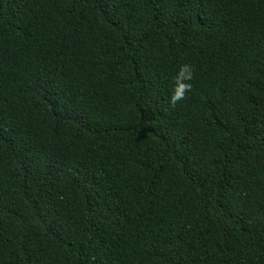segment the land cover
Listing matches in <instances>:
<instances>
[{
	"label": "trees",
	"instance_id": "trees-1",
	"mask_svg": "<svg viewBox=\"0 0 264 264\" xmlns=\"http://www.w3.org/2000/svg\"><path fill=\"white\" fill-rule=\"evenodd\" d=\"M0 264H264V0H0Z\"/></svg>",
	"mask_w": 264,
	"mask_h": 264
},
{
	"label": "clouds",
	"instance_id": "clouds-1",
	"mask_svg": "<svg viewBox=\"0 0 264 264\" xmlns=\"http://www.w3.org/2000/svg\"><path fill=\"white\" fill-rule=\"evenodd\" d=\"M185 70H187V66H185ZM185 79H190V72H189V75L187 77H185ZM186 88L187 87H190V85H186L185 86ZM180 97L179 96H174L173 97V102H175L176 99H179Z\"/></svg>",
	"mask_w": 264,
	"mask_h": 264
}]
</instances>
